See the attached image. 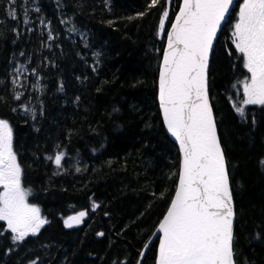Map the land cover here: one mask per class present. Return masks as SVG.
<instances>
[{
    "label": "trees",
    "instance_id": "obj_1",
    "mask_svg": "<svg viewBox=\"0 0 264 264\" xmlns=\"http://www.w3.org/2000/svg\"><path fill=\"white\" fill-rule=\"evenodd\" d=\"M180 2L171 0L160 37L167 0H0V119L27 201L47 220L18 243L0 222V264H137L179 175L157 91ZM238 3L214 45L208 87L235 207L234 262L264 264V106H245L244 118L234 108L248 77L230 34ZM156 254L157 240L141 264Z\"/></svg>",
    "mask_w": 264,
    "mask_h": 264
},
{
    "label": "snow or ice",
    "instance_id": "obj_2",
    "mask_svg": "<svg viewBox=\"0 0 264 264\" xmlns=\"http://www.w3.org/2000/svg\"><path fill=\"white\" fill-rule=\"evenodd\" d=\"M159 3L151 0L149 8ZM233 3L183 0L168 32L159 102L167 130L179 143L182 162L175 196L158 227L157 264H235L233 198L207 92L209 54ZM10 15L17 18L15 9ZM167 16L165 9L161 29ZM232 44L250 74L242 82L243 99L234 105L244 118L245 106H264V0H242L232 25ZM12 144V129L0 120V222L6 223L13 243H18L37 235L47 220L37 206L27 203L30 193L21 187V168ZM62 157L63 153L56 155L57 167ZM97 207L93 204V210ZM85 216L82 211L69 217L65 227L80 224Z\"/></svg>",
    "mask_w": 264,
    "mask_h": 264
},
{
    "label": "water",
    "instance_id": "obj_3",
    "mask_svg": "<svg viewBox=\"0 0 264 264\" xmlns=\"http://www.w3.org/2000/svg\"><path fill=\"white\" fill-rule=\"evenodd\" d=\"M182 2H183V0H181V3H180V6H179V9H178L177 13L175 14V17H174V19H173V21H172V23H171V25H170V27H169V29H168V32L171 30L172 24H173V22L175 21L177 14L179 13V10H180V7H181V5H182ZM235 3H236V0H234L233 6H232L231 9H230V13L232 12V9L234 8ZM169 11H170V0H167V12H168V16L165 17V23H164V27H163V29L161 30V33L163 32V30H164V28H165V26H166L167 20H168V18H169V13H170ZM230 13H229V15H230ZM229 15L226 17V21H227ZM226 21H225V22H226ZM225 22L222 23L221 28H220V29L218 30V32H217V37H216V39H215L214 42H213V49H214V45H215V43H216V40L218 39V36H219V34H220V32H221V30H222V28H223ZM168 32H167V34H166L165 46H164V49H163L162 58H161L160 65H159V72H160V66H161L162 61H163L164 50H165V48L167 47V42H168ZM213 49H212V51H211L210 54H209V65H210V60H211V56H212ZM208 72H209V66H208V70H207V92H208V102H209V106L211 107V109H212V113H213V108H212L211 100H210V96H209ZM157 101H158V106H159V109H160L161 118H162V121H163V125H164V127H165V130H166V133H167V135L170 137V139L176 144V146H177V148H178V151H179V157H180L179 172H180L181 162H182V154H181V151H180L179 143L176 141L175 137H173V136L168 132L167 127H166V125H165V123H164L163 115H162V111H161V108H160V102H159V74H158ZM213 118H214V122H215L214 113H213ZM215 125H216V122H215ZM216 129H217V126H216ZM217 136H218V132H217ZM218 140H219V137H218ZM219 143H220V142H219ZM226 170H227V166H226ZM227 174H228V171H227ZM228 177H229V175H228ZM178 181H179V175H178L177 184H178ZM229 182H230V179H229ZM177 184H176V188H177ZM176 188H175L174 194H173V196H172V199H173L174 196H175ZM230 189H231V186H230ZM231 193H232V191H231ZM232 198H233V196H232ZM171 201H172V200H171ZM170 203H171V202H170ZM233 205H234V202H233ZM169 206H170V205H169ZM167 210H168V209H167ZM166 213H167V211H166ZM166 213L164 214V216L166 215ZM164 216H163V217H164ZM162 219H163V218H162ZM159 224H160V223H159ZM159 224L157 225L156 229H155L154 232L152 233V236L150 237V239L148 240V242H147L146 245L144 246L143 250L141 251V253H143V256H141V253H140V256H139V259H138V261H137V264H141V263H142V261H143L145 255H146V253L148 252V250L150 249V247L152 246V244H153L156 240H157V254H156L155 264H157V259H158V249H159V243H160V241H159V235H160V234H159V232H158ZM234 227H235V207H234V226H233V235H234ZM232 246H233V241H232Z\"/></svg>",
    "mask_w": 264,
    "mask_h": 264
},
{
    "label": "rangeland",
    "instance_id": "obj_4",
    "mask_svg": "<svg viewBox=\"0 0 264 264\" xmlns=\"http://www.w3.org/2000/svg\"><path fill=\"white\" fill-rule=\"evenodd\" d=\"M240 3H242V0H240ZM240 3H239V5H240ZM234 8H235V6H234ZM234 8L232 9V12H233V10H234ZM238 10H239V8L237 7V12H236V16H235V21H236V19H237V13H238ZM232 12L230 13V15L232 14ZM229 15V16H230ZM229 18V17H228ZM228 21V20H227ZM235 21L233 22V24L235 23ZM230 34H231V36H232V29L230 30ZM247 71V70H246ZM247 76L249 77V73L247 72ZM247 78V77H246ZM243 81H245V79H243ZM242 81V82H243ZM240 83L239 84V86L238 87H236L237 88V90H239L240 91V93L243 95V83ZM238 105V104H237ZM21 187L23 188V186H22V180H21ZM24 189V188H23ZM0 191H3V189L2 188H0ZM27 203H28V201H27ZM41 214V213H40ZM78 213H75V214H72V215H69V216H67L66 218H65V220H67L69 217H74V216H76ZM42 216V215H41ZM65 220H64V223H65ZM4 224H5V226H6V223L4 222ZM74 226H76V225H74ZM73 226V227H74ZM6 228H7V226H6Z\"/></svg>",
    "mask_w": 264,
    "mask_h": 264
},
{
    "label": "flooded vegetation",
    "instance_id": "obj_5",
    "mask_svg": "<svg viewBox=\"0 0 264 264\" xmlns=\"http://www.w3.org/2000/svg\"><path fill=\"white\" fill-rule=\"evenodd\" d=\"M237 7L239 8V3H238V5H237ZM239 11V10H238ZM243 62V61H242ZM249 76H250V74H249ZM0 120H2V119H0Z\"/></svg>",
    "mask_w": 264,
    "mask_h": 264
}]
</instances>
